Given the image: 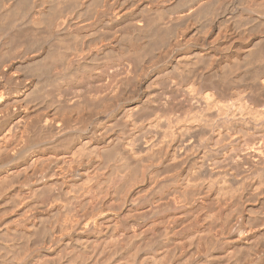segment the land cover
Returning <instances> with one entry per match:
<instances>
[{
	"label": "bare ground",
	"instance_id": "6f19581e",
	"mask_svg": "<svg viewBox=\"0 0 264 264\" xmlns=\"http://www.w3.org/2000/svg\"><path fill=\"white\" fill-rule=\"evenodd\" d=\"M219 166L264 178V0H0V264H264L212 252ZM134 180L150 206L105 209Z\"/></svg>",
	"mask_w": 264,
	"mask_h": 264
},
{
	"label": "rangeland",
	"instance_id": "374dc122",
	"mask_svg": "<svg viewBox=\"0 0 264 264\" xmlns=\"http://www.w3.org/2000/svg\"><path fill=\"white\" fill-rule=\"evenodd\" d=\"M262 34L260 33V35H258V36H261ZM158 112V111H157ZM157 112L155 113V111H153V108H152V111H150V109L149 110H147V114H150L151 116L154 114V115H157ZM150 115L148 116L149 118H150ZM27 154H23V157H25ZM220 168L219 169H222V170H224L223 172V174H225L226 172H228L229 173V175H228V177H226L225 175H227V174H225L224 175V180L225 181H228L227 182V186L228 187H226L225 188V192H223V193H220L219 194V196H223L224 195V197H222L223 198V201H220L219 199H213L212 201L213 202H211V203H208V204H212V205H208L207 204V206H210V209H209V207H207V208H205L206 209V213H208L209 215H210V217L208 218V220L209 221H212L211 223L215 226V228H214V226H212V224H210L209 223V221H207L206 223L204 222L203 224H205V227H207V225H209V227H207L206 228V231L207 230H211L212 228V230L213 231H211L210 232V230L209 231H207L206 233L208 234V232L210 233V234H212V235H208V237H210V236H215V237H217V238H219V242L220 243H218V245L214 248V249H212V252H213V254H217L218 252H219V250H220V248L221 247H223L224 246V248L225 249H227V248H229L230 246H231V244H232V238H233V236H234V238L233 239H235V238H247V237H250L251 235H253V237H252V239L250 240V244L252 245V247L250 248V249H252V251L250 252L251 254L255 251L256 252V250L257 249H261V257L262 258H264V238H263V231H264V227L261 229V227H258V226H260L259 224H261V226H262V224L264 225V221H263V218H264V216H263V212H264V210H262L261 209V207H259L260 205H262V201L264 200V193H262V194H260V196H257V195H259V194H257L256 196H254V194H253V196L251 195V193L249 192V189H247L246 187V185H247V183H243V181L241 182V181H239V182H241V183H239L238 182V184L236 183H233L232 181V177H229V176H231L230 174H232L233 173V175H234V172H235V175L234 176H239L238 177V179H240V180H242V178L245 176V175H250L249 176V178H248V182H252V181H254V182H259V180H261L262 181V179L264 180V178H263V173H261V172H259L258 173V175H257V173L256 174H252L251 173V171H250V169L248 168H244V170H242V171H240V169H238V168H236V167H234V166H219ZM231 167H233L232 169H230ZM239 171V172H238ZM244 171V172H243ZM239 174H238V173ZM176 173V171H170V172H167L166 174H164L165 176H173L174 174ZM237 173V174H236ZM245 173V174H244ZM261 173V174H260ZM251 174H252V176H251ZM262 175V176H260V175ZM241 176H243V177H241ZM226 177V178H225ZM254 177V178H253ZM262 177V178H261ZM231 178V183H229L230 181H229V179ZM254 179V180H253ZM134 181H135V183H134ZM134 181H131V183H132V185H129L130 183H128V184H126V185H124V186H121L122 187V189H121V187L119 186V187H114L113 186V188H112V195H110V198L109 197H107V200H106V206H105V209H107V205H108V207L112 204V208L111 209H114L113 207H116L115 209L117 210L118 208H119V204L121 203V201H122V199L124 198V195H126L127 196V194L128 195H132L131 197H132V199L137 203L136 204V206H135V208L137 207V209H140V210H144V208L145 209H147L149 206H150V203H148L149 204V206L147 205V202H148V200L149 199H151L152 198V191L151 190H149V185H148V183H147V185L145 184H138V182H139V180H134ZM135 185H134V184ZM139 183H141V182H139ZM243 183V184H242ZM229 184V185H228ZM234 186H233V185ZM246 184V185H245ZM143 185L145 186V187H143ZM237 185H240V186H237ZM243 185V186H242ZM140 186V187H139ZM231 186H232V188H231ZM237 186V187H236ZM128 187V188H127ZM172 187V185L170 184V185H168V187H166V189H165V192L167 191H169L168 189H170ZM239 187V189L241 190H238L237 188ZM114 188H116V189H114ZM119 188L121 189V191H118L119 190ZM242 188V189H241ZM118 189V190H117ZM216 189H218V188H216ZM215 189V190H216ZM230 189H233L232 191H230ZM235 189V190H234ZM247 190V192L250 194H248L247 192H243L242 193V196L241 197H239L240 195H241V192H242V190H244V191H246ZM117 190V191H116ZM146 190H147V192H146ZM122 191H125V192H122ZM217 191V190H216ZM227 191V192H226ZM230 191V192H229ZM114 192H118L119 194L117 195V193H114ZM238 192V193H237ZM138 193H139V195H138ZM232 193V194H231ZM238 194V196L236 195V194ZM246 193H247V195H249V197L246 195ZM258 193H260V192H258ZM115 196H114V195ZM122 194V195H121ZM212 194H214V192H212L211 194H210V196L212 197ZM119 196V198H116L117 196ZM136 195V196H135ZM225 195H227L226 197H225ZM230 195H231V197H230ZM243 195H245V196H243ZM141 196V197H140ZM237 196V197H236ZM136 199H135V198ZM150 197V198H149ZM239 197V198H238ZM109 198V199H108ZM111 198H116L115 200L113 199H111ZM121 198V199H120ZM149 198V199H148ZM225 198V199H224ZM238 198V199H237ZM148 199V200H147ZM231 199V200H230ZM239 199H241V200H239ZM124 200V199H123ZM138 200V201H137ZM229 200H230V202H229ZM235 200V201H234ZM113 201V202H112ZM119 201V202H118ZM145 201H146V205L148 206H145ZM217 203H216V202ZM240 201V202H239ZM123 202V201H122ZM198 202V201H197ZM219 202V203H218ZM235 202V203H234ZM237 202V203H236ZM110 203V204H109ZM144 203V204H143ZM182 203V202H181ZM246 203V204H245ZM215 204V205H214ZM223 204V205H222ZM215 207H214V206ZM218 205V206H217ZM259 205V206H258ZM144 206V207H143ZM216 209V211H214V208ZM118 207V208H117ZM219 207V208H218ZM143 208V209H142ZM213 208V210H211ZM259 208V209H258ZM109 209H110V207H109ZM114 209V210H115ZM184 209H187V208H185V206L183 205V203L182 204H180L179 203V205H178V207H174V209L171 211V213H173V214H176V215H180V214H182V213H184L185 212V210ZM207 209H208V211H207ZM218 209H219V211H218ZM241 209V210H240ZM261 209V210H260ZM226 210V211H225ZM232 210V211H231ZM236 210V211H235ZM252 210V213L250 212ZM214 211V213H212ZM235 211V212H234ZM238 211V212H237ZM254 211V212H253ZM259 211V212H258ZM262 211V212H261ZM186 212H187V210H186ZM228 212V213H227ZM230 212H232V214L230 213ZM249 212H250V214H249ZM218 213V214H217ZM248 213V214H247ZM258 213V214H257ZM220 217H218L217 215ZM231 214V216H232V219L233 218H236V219H241V217L243 218V220H246V221H248V223L251 221V223L253 222V221H255L254 223H256V226H253V225H255V224H251L252 226H246V229H249L248 231V233H244V235H243V233L242 234H239L240 233V231L238 230V228H234L235 229V231L234 232H232V233H230L229 234V232L228 231H226L227 229H226V226L225 225H227V223H228V221L231 219L230 218V216H229V218L227 219V223H226V220H225V216L227 217L228 215H230ZM252 214V215H251ZM262 214V216H260ZM236 217H235V216ZM221 216H222V218H221ZM240 216V217H239ZM247 216V217H246ZM219 219H218V218ZM223 217H224V219H223ZM248 217H250V219H252V220H250ZM250 220H248V219ZM258 220H257V219ZM262 218V219H261ZM222 219V220H221ZM253 219H255V220H253ZM262 221H261V220ZM214 220V221H213ZM216 220V221H215ZM220 220V221H219ZM246 221H245V223H246ZM257 222H261V223H259V224H257ZM263 222V223H262ZM207 224V225H206ZM225 224V225H224ZM245 225H247V223L245 224ZM211 226H212V228H211ZM223 226V227H222ZM249 227V228H248ZM209 228V229H208ZM252 228H258V229H256V230H258V231H256L255 229L252 231V232H250V230ZM259 228L261 229V230H259ZM221 230H224L223 232L226 234V236H225V234H223V233H221ZM255 231V232H254ZM237 232V233H236ZM261 232H263V233H261ZM236 233V234H235ZM250 233V234H249ZM206 234V235H207ZM227 234H228V236H227ZM239 234V235H238ZM258 234V235H257ZM259 234H261V236L259 235ZM205 235V236H206ZM241 235V236H240ZM243 235V236H242ZM245 235H247V236H245ZM220 236V237H219ZM240 236V237H239ZM207 238V237H206ZM221 238V239H220ZM230 239V240H229ZM225 241V243L224 242H221V241ZM226 240H227V242H226ZM231 241V242H230ZM187 244V245H186ZM190 243H188V242H186L185 243V248L184 249H182V255L185 257V255H186V257L187 258H185V259H190L191 257H189V255L190 256H192V253L193 254H195L194 252H192V253H190L189 251L190 250H188V249H191V251H193L194 249L192 248L193 246H191V248H190V245H189ZM221 244H222V246H221ZM227 245H229V246H227ZM233 245V244H232ZM189 246V247H188ZM257 246V247H256ZM188 247V248H187ZM219 247V248H218ZM254 247H256L257 249H255ZM263 248V249H262ZM187 249V250H186ZM196 250V249H195ZM203 251L205 250V248L203 247V249H202ZM186 251H188L189 252V254H188V252H186ZM217 251V252H216ZM254 252V253H255ZM187 253V254H186ZM244 253H246V252H244ZM201 256V257H200ZM184 257H183V259H184ZM202 258H204V256L203 255H201V254H198V253H196L195 254V257L194 256H192V258H191V262L193 263V264H197V263H199L201 260L200 259H202ZM261 258V259H262ZM203 260L204 259H202V261H201V264H202V262H203ZM260 262H262V261H259V258H255L252 262H251V264H260ZM204 263V262H203ZM244 263V262H243ZM200 264V263H199Z\"/></svg>",
	"mask_w": 264,
	"mask_h": 264
}]
</instances>
